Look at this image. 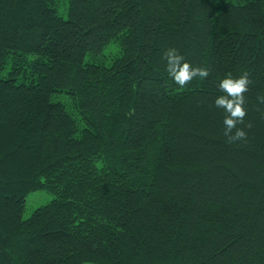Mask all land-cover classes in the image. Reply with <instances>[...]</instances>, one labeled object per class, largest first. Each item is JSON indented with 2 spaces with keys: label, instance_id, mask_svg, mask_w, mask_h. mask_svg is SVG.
I'll return each mask as SVG.
<instances>
[{
  "label": "trees",
  "instance_id": "1",
  "mask_svg": "<svg viewBox=\"0 0 264 264\" xmlns=\"http://www.w3.org/2000/svg\"><path fill=\"white\" fill-rule=\"evenodd\" d=\"M169 48L210 75L179 87ZM260 98L264 0H0V264H264Z\"/></svg>",
  "mask_w": 264,
  "mask_h": 264
},
{
  "label": "clouds",
  "instance_id": "2",
  "mask_svg": "<svg viewBox=\"0 0 264 264\" xmlns=\"http://www.w3.org/2000/svg\"><path fill=\"white\" fill-rule=\"evenodd\" d=\"M163 58L167 62L166 70L174 82L181 88L186 87L194 78H207L210 72L205 67H193L174 48H169L164 52ZM250 80L248 73L244 72L238 78L228 75L219 80L218 88L224 95L215 98L214 104L218 108L224 109L226 115L223 119L224 135L229 143L244 141L247 133L238 125L244 124L247 111L244 107V94L248 91ZM264 103V98H260ZM251 125H247L250 127Z\"/></svg>",
  "mask_w": 264,
  "mask_h": 264
},
{
  "label": "rangeland",
  "instance_id": "3",
  "mask_svg": "<svg viewBox=\"0 0 264 264\" xmlns=\"http://www.w3.org/2000/svg\"><path fill=\"white\" fill-rule=\"evenodd\" d=\"M107 55L109 56V54L107 53ZM99 59L101 60L100 63L103 61H106V58H103L102 56H99ZM87 62L91 63L93 62L90 58L86 59ZM54 101H60L63 103H66V97L63 95H55L54 96ZM53 197H51L50 195L44 193V192H36V193H32L30 194L27 199H26V205H27V210L26 213L24 215V218L27 219L29 218L32 213L39 207L46 205L47 203H49L52 200Z\"/></svg>",
  "mask_w": 264,
  "mask_h": 264
}]
</instances>
